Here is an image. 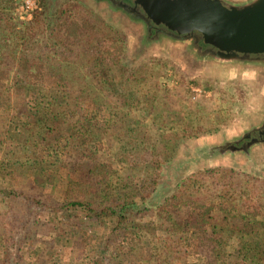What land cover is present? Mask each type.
I'll return each instance as SVG.
<instances>
[{
    "label": "trees",
    "instance_id": "trees-1",
    "mask_svg": "<svg viewBox=\"0 0 264 264\" xmlns=\"http://www.w3.org/2000/svg\"><path fill=\"white\" fill-rule=\"evenodd\" d=\"M38 1L19 25L15 0H0V65L9 73L0 103L12 92L24 103L3 132L0 264H56L84 215L108 228L91 264H264V177L199 169L150 209L152 218L138 216V200L157 190L187 117L199 110L198 83L179 73L166 86L159 69L170 65L161 56L136 62L122 27L79 1V19L56 6L67 0ZM63 171L99 195L57 200L48 184ZM44 234L49 248L40 243ZM191 243L203 253L194 262L183 248Z\"/></svg>",
    "mask_w": 264,
    "mask_h": 264
},
{
    "label": "rangeland",
    "instance_id": "rangeland-1",
    "mask_svg": "<svg viewBox=\"0 0 264 264\" xmlns=\"http://www.w3.org/2000/svg\"><path fill=\"white\" fill-rule=\"evenodd\" d=\"M35 1L38 7L39 1ZM77 1L122 27L126 42L125 51L131 57L135 56L136 62L140 63L153 56H161L160 58L170 66L175 62L179 69L178 74L170 66L159 69L161 80L166 86L172 87L177 82L179 73L186 74L184 79L188 81L194 79L198 83L192 84V92L200 103L197 107L199 110L192 111L194 113L191 118L187 117L186 137L180 140L174 157L165 162L157 190L145 201L138 200L142 204L138 216L152 218L153 211L150 209L173 192L184 176L199 169L234 168L239 174L264 177V142L252 144L246 150L241 149L247 141L243 139L247 132L258 131L264 123V67L255 62L247 64L242 61L226 62L215 57L195 58L189 43L182 41L162 37L148 41L142 22L115 8L111 0H67L57 3L56 6L76 13L79 19L81 15ZM24 6L25 0H15L14 20L19 25V19H30ZM8 76L5 65H0V84H4ZM36 80L35 78L33 81ZM11 96L9 103L6 101L0 103V153L5 147L6 135L3 132L7 130L10 116L17 112V108L20 110L24 106L19 99L20 96H16L14 92ZM166 106L175 110L178 108V104L173 105L171 102ZM149 118L150 115H147L146 119ZM199 123L204 124L205 129L212 130L203 132L194 126H200ZM98 147L108 152L106 145L101 143ZM235 147L240 149L237 150ZM58 176L60 179H57L56 185L52 181L48 184L49 191L57 200H74L99 195L100 190L93 188L89 191L86 185L77 184L66 177L64 171ZM3 206L0 204V207ZM84 220L78 223L72 235L67 232L66 238L71 236V239L62 242L64 246L55 261L56 264H91L92 258L99 254L100 241L108 228L102 223L95 222V219L86 218L85 215ZM49 236L44 234L41 238L42 246L50 247ZM185 245L183 248L185 247L188 262H194L203 255L193 243ZM179 248L175 245L172 247L174 255ZM34 262L31 264H36Z\"/></svg>",
    "mask_w": 264,
    "mask_h": 264
},
{
    "label": "water",
    "instance_id": "water-1",
    "mask_svg": "<svg viewBox=\"0 0 264 264\" xmlns=\"http://www.w3.org/2000/svg\"><path fill=\"white\" fill-rule=\"evenodd\" d=\"M115 8L155 28L162 38L189 43L195 58L255 62L264 67V0H111ZM200 43L206 46L200 52ZM257 65V64H256ZM243 150L264 142V123L243 137ZM239 150V147H235Z\"/></svg>",
    "mask_w": 264,
    "mask_h": 264
},
{
    "label": "built area",
    "instance_id": "built-area-1",
    "mask_svg": "<svg viewBox=\"0 0 264 264\" xmlns=\"http://www.w3.org/2000/svg\"><path fill=\"white\" fill-rule=\"evenodd\" d=\"M26 7V12L29 13V18L32 17L33 12L35 11V8L37 7L36 1L35 0H25V6Z\"/></svg>",
    "mask_w": 264,
    "mask_h": 264
}]
</instances>
